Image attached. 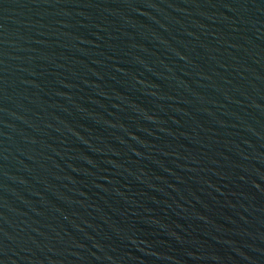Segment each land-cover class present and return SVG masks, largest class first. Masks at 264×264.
<instances>
[{
	"label": "water",
	"instance_id": "water-1",
	"mask_svg": "<svg viewBox=\"0 0 264 264\" xmlns=\"http://www.w3.org/2000/svg\"><path fill=\"white\" fill-rule=\"evenodd\" d=\"M0 264H264V0H0Z\"/></svg>",
	"mask_w": 264,
	"mask_h": 264
}]
</instances>
